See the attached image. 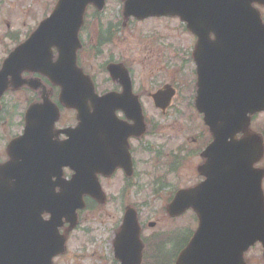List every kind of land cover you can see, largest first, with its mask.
Returning <instances> with one entry per match:
<instances>
[{"label": "water", "instance_id": "95a60500", "mask_svg": "<svg viewBox=\"0 0 264 264\" xmlns=\"http://www.w3.org/2000/svg\"><path fill=\"white\" fill-rule=\"evenodd\" d=\"M255 2L261 0H126L123 5L124 18L179 17L198 37L193 54L198 73L195 107L204 114L213 141L202 154L205 163L199 172L205 181L177 194L168 207L173 215L191 207L200 222L176 264H245L243 255L256 242L262 245L264 258V172L253 168L262 156V143L248 128V115L264 110V98L260 102L254 89L245 93L238 87L241 76L235 71L241 66L237 61L240 54L222 40L233 38L234 45L242 46L236 42L245 33L252 36L258 32L260 21L252 8ZM89 5L101 10L104 0L57 1L49 18L2 64L0 95L9 85L19 88L23 84L22 72L39 73L60 89L59 103L76 110L81 124L97 122L101 116L106 121L113 119L108 108L100 115V99L75 63L80 48L77 34ZM210 33L215 40L208 38ZM52 48L57 53L54 61ZM229 52L228 62L234 66L225 69ZM119 67H109L115 68L110 71L114 78L121 75L116 73ZM40 107L29 109L25 136L10 143L9 161L0 167V264H51L52 258L65 250V239L58 233L62 220L70 229L75 227L76 211L84 208V196L98 203L104 201L97 182L101 171L98 159L109 154L89 147L70 155L65 143L52 140L53 121L58 118L56 107L47 99ZM238 133L242 134L240 139L236 138ZM93 141L96 143V139ZM111 162L114 167H128L125 149L111 157ZM62 166L74 170L72 180L57 181L54 186L59 188L58 193L48 189L55 203L40 200L46 196L41 193V185L49 175L59 178ZM8 173L17 178L8 180ZM42 214L49 215V220L43 221ZM121 228L115 244L120 264H140L139 229L132 210L125 213Z\"/></svg>", "mask_w": 264, "mask_h": 264}, {"label": "rangeland", "instance_id": "374dc122", "mask_svg": "<svg viewBox=\"0 0 264 264\" xmlns=\"http://www.w3.org/2000/svg\"><path fill=\"white\" fill-rule=\"evenodd\" d=\"M55 1L0 0V60L4 57L6 50H10L15 45L11 37L15 36L16 40H23L50 13ZM120 7L121 0H106L105 8L101 12L100 17L105 22L112 21L115 24ZM92 18V11H87L85 17L86 32L84 34V43H87V39L88 42H93L94 31L97 27ZM175 26L176 21L167 20H157L156 22L147 20L144 23L128 22L124 26H121L117 39L113 36L110 42H103L101 44V51L98 56L92 58L88 57L86 53L80 54V57H82L81 64L93 76L99 89L107 86L104 83V76L100 68L107 61L113 60L115 62L121 61L126 66H129L133 74L135 89H138L140 92L151 90L161 81L159 80L156 85L149 86V80L152 76L151 70H156L159 67H157L158 57L155 55V50L160 49L162 54H171L172 51L179 50L181 45L184 46L186 51L189 49V38L183 35ZM151 33H155L156 35H151ZM152 51L154 54H151ZM149 55L155 58H149ZM174 63L176 65L179 64V62ZM184 71L183 74L188 76L189 69L186 70L185 68ZM182 92H185L184 89H182ZM10 96L9 98L15 101H21L25 97L20 92ZM145 101L147 100L145 99ZM146 113L151 119L157 117L155 111L147 106ZM182 113L184 116L179 119H171L168 124L165 121L164 130L167 135L152 142L159 147L164 145L161 148L165 155L174 152L179 143L184 141L189 142L191 136H186L188 134L187 132H198L202 129L195 120L191 121L190 127L187 128V123H189L190 117H193V113L191 110H185L184 106L182 107ZM13 131L14 128L12 133H14ZM148 161V155L137 157V172L143 174L139 180L141 183L148 182V177H154V174L150 173L151 164ZM162 161L166 162L168 159L165 157ZM197 163H199L197 159H191L179 170L178 175L181 184H189L193 181L191 178L195 175L194 168ZM165 169L166 167L159 169V173L164 172ZM167 179L177 182L175 173H170ZM118 183L119 179H116L110 183L111 185H104L103 188L109 197V202L103 208L91 210L88 213L86 212L80 215V225L73 232L70 239H68L66 255L62 258L55 259L54 264H110L112 260V252L109 244L111 241V230L121 216V209L124 204L137 205L138 207L136 208L139 210L141 219L145 223L148 221H156L158 226L152 230L154 233L168 232L178 226L189 227L192 225L190 219H186V217L174 224L165 221L162 218L163 214L161 212L162 200L153 203L150 197L147 198L149 195L148 191L134 193L132 190L128 191L127 189L124 192L123 198H120V190L117 188ZM262 188L264 190V178ZM162 194L164 193L162 192ZM143 199L150 201V204H143ZM149 233H151V230ZM184 240L185 235H182L181 239L179 236H174L172 238L173 246L159 244L161 250H157L154 253L152 252L153 249H150L146 256V264H170L172 255L178 250ZM260 257L261 249L259 246L253 247L245 256L249 260L247 264H264Z\"/></svg>", "mask_w": 264, "mask_h": 264}, {"label": "flooded vegetation", "instance_id": "af4514ba", "mask_svg": "<svg viewBox=\"0 0 264 264\" xmlns=\"http://www.w3.org/2000/svg\"><path fill=\"white\" fill-rule=\"evenodd\" d=\"M258 11L260 14L262 24L264 26V6L258 7ZM188 36H189L188 44H190L191 47L193 48L194 44H195V38L190 36V35H188ZM191 53L187 54L185 52V49L183 46L182 49L178 50L177 53H175V51H174L171 54L157 55V57H158L157 67L160 66L163 61H165L166 63L169 64V62L175 61L177 59L183 63L186 61L187 58H189V59L191 58ZM151 54H154V52L152 51ZM149 58H155V57H152V55H149ZM159 63H160V65H159ZM182 68H185V66L184 65L181 66V69L176 70V72H180V73L183 72L184 70ZM130 72L132 73L131 70H130ZM130 72H129V74H130ZM191 74L193 76H195L194 68H192ZM130 76H131V74H130ZM177 76L178 75L175 74V70H173V73L170 76V77H173L172 80H169V81L162 83L158 88L163 87L165 84L170 85L171 82L177 83V82H175L176 81L175 77H177ZM24 77L26 79L38 78L37 76L31 75L28 73L24 74ZM134 85H135V83H134ZM158 88H156V89H158ZM153 89H154V87L151 90H153ZM174 89H175V87H174ZM121 91H122L121 86L115 81L112 84V86L106 87L105 89L100 90L99 93L101 95H103V94L108 93V92L120 93ZM133 91L135 92L136 96L140 100L142 106L143 105H146L147 107L153 106V102L151 101V93L152 92H150V91L149 92H146V91L140 92L138 89H135V86L133 87ZM19 92H23L25 97H23V99L19 102L20 108L16 107L15 104L12 103V105H13V107H12V111H13L12 119H13V117H17V121L15 123H13V124L10 123V111H9V109H6L3 105L2 106L0 105V164L3 163L7 158L5 147H6V144L9 142V140L11 139V136H12L10 133V129H11L10 125L14 128V131H13L14 134H16V136H19L23 132L24 127H25L24 114H25V110H26L27 106H29V104H31L33 102H38L41 99V94H42V91L40 88L34 90V89H31L29 86H23L19 90ZM49 93H51V95L53 96V94H52L53 89H52V91L50 90ZM145 99L147 101H145ZM184 105H185V102H184L183 94H181L180 92H178L175 89V93H174V96L171 98L169 108L165 112V114H166L165 121L167 124L170 123L169 120L175 119V118H168L171 115L170 114L171 111L181 110ZM115 115L119 121H122L125 124L132 126L133 121L124 118V115L121 111H117L115 113ZM259 119H261V122H260V125H258V129H260L261 134L263 135V142H264V114L259 115ZM144 124H145V128H144V132L142 135L135 136V134H133L132 136H129L127 138V148H128V151H129V153L131 155V159H132V173H131V175L127 177V176H125L124 171L121 168H117L115 170V172L112 175H110L109 177L100 178L103 187L106 184L111 185L110 184L111 182H113L116 179H119V183L117 185V188L123 189V190L133 189L134 191H137L139 189L140 190H152L153 188L154 189H161V190H163V189L169 190L170 189V188H164L166 183H168L166 178L168 177V175L171 171L169 166H167L168 168L166 169V171L162 172V173H159V167L157 166L159 163V160L162 157H169V155L164 154V151L161 148V147H164V145L159 147V146L154 145V143H152L153 141H156L157 139L162 138V137L166 136L167 134L164 130L163 124H160V121L155 122L154 119L148 120L145 118ZM76 125H77V123H76V120L74 118L69 117V118L60 119L58 121V123L55 125L54 134L57 138L55 137L54 140L65 139L64 136L61 134H58V132L60 130H63V129L74 130L76 128ZM105 130L106 129L104 128V131ZM122 132H123V130H122ZM121 136H122V133L119 135V137H121ZM179 146H180L181 150L185 151L186 147L183 143H179ZM112 147L113 146L109 141L104 143V151L105 152L110 153ZM144 155L149 156L148 163L151 164L150 173L154 174V177L150 178L147 176L149 179L148 182L141 183L139 180L142 178L143 174H139V172H137L136 160H137L138 156H144ZM178 158L179 159H177V161L180 160L181 156H179ZM260 165L264 168V156H263L262 161L260 162ZM70 178H71V171L69 169H64L62 172V179L68 180ZM192 183H194V181ZM65 229H66V225H64L62 227V230H65ZM111 246H112V239H111ZM110 264H117L116 260L113 258V255H112V260H111Z\"/></svg>", "mask_w": 264, "mask_h": 264}, {"label": "bare ground", "instance_id": "6f19581e", "mask_svg": "<svg viewBox=\"0 0 264 264\" xmlns=\"http://www.w3.org/2000/svg\"><path fill=\"white\" fill-rule=\"evenodd\" d=\"M9 178H12V181H13V179H15L17 177L10 176V177H8V180H9ZM53 187H54V184H50L48 182H46V183L43 182V184L41 185V189H42L41 193H45L46 196L40 197L39 199L40 200H46V203H48V202L55 203L56 202L55 200L51 201V199H53V198H52V195H50V191L48 190V189L52 190ZM21 219H23L22 216H21Z\"/></svg>", "mask_w": 264, "mask_h": 264}, {"label": "trees", "instance_id": "16d2710c", "mask_svg": "<svg viewBox=\"0 0 264 264\" xmlns=\"http://www.w3.org/2000/svg\"><path fill=\"white\" fill-rule=\"evenodd\" d=\"M98 21H100V20H98Z\"/></svg>", "mask_w": 264, "mask_h": 264}]
</instances>
